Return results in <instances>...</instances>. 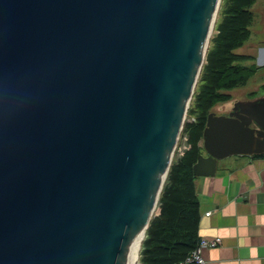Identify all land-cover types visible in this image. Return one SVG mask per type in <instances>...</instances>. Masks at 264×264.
<instances>
[{
	"label": "water",
	"instance_id": "1",
	"mask_svg": "<svg viewBox=\"0 0 264 264\" xmlns=\"http://www.w3.org/2000/svg\"><path fill=\"white\" fill-rule=\"evenodd\" d=\"M221 1L0 0V264L130 263ZM225 107L195 176L264 155V95Z\"/></svg>",
	"mask_w": 264,
	"mask_h": 264
},
{
	"label": "trees",
	"instance_id": "2",
	"mask_svg": "<svg viewBox=\"0 0 264 264\" xmlns=\"http://www.w3.org/2000/svg\"><path fill=\"white\" fill-rule=\"evenodd\" d=\"M253 3L254 0H223L217 26L219 32L207 52L198 81L199 93L198 90L194 93V101L203 105V112L197 122L184 127L188 134V149L173 159L160 195V213L153 216L143 241L142 264H174L184 260L201 242L200 200L193 166L202 150L208 114L216 105L232 101L229 93L220 91L245 85L249 80L250 68L243 63L255 58L237 50L250 37ZM252 95L253 98L258 96ZM194 112L190 106L189 115Z\"/></svg>",
	"mask_w": 264,
	"mask_h": 264
},
{
	"label": "crops",
	"instance_id": "3",
	"mask_svg": "<svg viewBox=\"0 0 264 264\" xmlns=\"http://www.w3.org/2000/svg\"><path fill=\"white\" fill-rule=\"evenodd\" d=\"M195 184L200 237L222 239L204 249L209 264H264V156L220 160L215 176H196Z\"/></svg>",
	"mask_w": 264,
	"mask_h": 264
},
{
	"label": "rangeland",
	"instance_id": "4",
	"mask_svg": "<svg viewBox=\"0 0 264 264\" xmlns=\"http://www.w3.org/2000/svg\"><path fill=\"white\" fill-rule=\"evenodd\" d=\"M223 0L221 1V5L219 8V12L216 18L215 26L214 29L212 30L210 39H209V47L208 50L213 46L214 42H212L213 38L217 36L219 30H218V23L221 17V9H222V4ZM251 11L253 13V18L252 22L250 24V37L249 39L244 43V45L237 50V52L241 54H247V55H256L257 52V45L259 43V39L262 37L261 34L264 32V0H254V3L251 6ZM208 52V51H207ZM207 56V55H206ZM206 63V58L204 61V64ZM203 64V66H204ZM243 66L249 67L250 68V76L249 80L245 85H240L238 87H235L230 90H226L223 88L220 92L221 93H229L232 97L231 103H235V101L238 100H248L253 98L252 94H255L260 96L264 95V66H259L258 62L256 60H249L243 63ZM203 69V68H202ZM202 72V71H201ZM201 75V74H200ZM199 83H197L195 91L198 90L199 93ZM201 92H203L201 90ZM195 93V92H194ZM196 96V95H195ZM201 96V93L198 96ZM194 97V95H193ZM190 102V106H192L195 110V112L191 115L187 113L185 121H184V126L183 130L180 135V139L177 144V148L175 151V156H180L183 155V153L188 149V134L184 131L185 125L188 124H193L198 121L199 117L202 115V106L198 104V102H195V97L193 98ZM257 97V96H256ZM199 101V100H198ZM200 102V101H199ZM201 103V102H200ZM225 103H221L213 107L214 112H216L219 115H226L228 111L226 110V107L224 106ZM189 106V109H190ZM188 109V111H189ZM210 110V111H211ZM174 159V158H173ZM160 204L157 205L156 211L154 215H157L160 213ZM141 262V260H140Z\"/></svg>",
	"mask_w": 264,
	"mask_h": 264
},
{
	"label": "built area",
	"instance_id": "5",
	"mask_svg": "<svg viewBox=\"0 0 264 264\" xmlns=\"http://www.w3.org/2000/svg\"><path fill=\"white\" fill-rule=\"evenodd\" d=\"M211 212H209L210 214ZM222 242L221 238L216 239H201L199 246L193 250L184 260L176 262L174 264H209L207 259L204 257V249L214 248L220 245ZM141 260V253H140Z\"/></svg>",
	"mask_w": 264,
	"mask_h": 264
},
{
	"label": "flooded vegetation",
	"instance_id": "6",
	"mask_svg": "<svg viewBox=\"0 0 264 264\" xmlns=\"http://www.w3.org/2000/svg\"><path fill=\"white\" fill-rule=\"evenodd\" d=\"M261 36L262 37L259 39V43L256 47V49H257L256 55H251V56L255 58V60L258 62L259 66H264V32L261 34ZM225 104H224V106H225ZM228 114H229V112H228Z\"/></svg>",
	"mask_w": 264,
	"mask_h": 264
},
{
	"label": "bare ground",
	"instance_id": "7",
	"mask_svg": "<svg viewBox=\"0 0 264 264\" xmlns=\"http://www.w3.org/2000/svg\"><path fill=\"white\" fill-rule=\"evenodd\" d=\"M145 236H146V232H142V235H141V238L139 240V243H138L137 249L135 251V254L131 258L129 264H140V253H141V250H142V245H143V241L145 239Z\"/></svg>",
	"mask_w": 264,
	"mask_h": 264
}]
</instances>
